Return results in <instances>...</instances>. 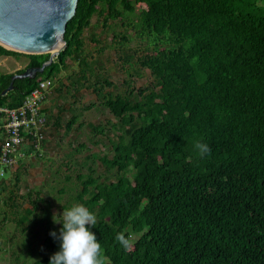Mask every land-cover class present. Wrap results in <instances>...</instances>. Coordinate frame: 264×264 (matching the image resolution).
<instances>
[{
	"label": "trees",
	"instance_id": "obj_1",
	"mask_svg": "<svg viewBox=\"0 0 264 264\" xmlns=\"http://www.w3.org/2000/svg\"><path fill=\"white\" fill-rule=\"evenodd\" d=\"M94 15L104 27L119 19L147 40L145 52L137 54L128 47L126 32L114 35L122 64L137 65L138 74L147 69L150 86L134 89L125 80V90L103 92L111 82L103 71H94L97 60L89 62L84 53L83 32ZM64 38L65 49L44 71L14 80L13 89L0 95V105L19 106L41 79L55 80L73 59L81 67L79 81L85 82L79 86L92 88L116 118L113 155L100 157L108 173L115 170V179L94 175L90 167L88 174H77L81 187L74 195L96 216V226L88 227L105 264H264V0H78ZM0 55L28 58L15 72L49 58L1 45ZM13 73L0 75V92ZM62 87L67 88L59 82L53 90ZM74 110L66 132L78 121ZM45 111L50 120L48 104ZM60 113L52 122L56 127ZM92 130L103 133L100 126ZM197 142L210 152L201 156ZM45 144L0 174L3 220L8 213L17 223L35 219L39 191L35 197L28 191L30 205L21 210L15 191L20 168L33 157L41 159ZM7 172L13 173L10 180L1 178ZM51 217L45 207L37 219L48 230L43 244L50 257L60 248L50 233L59 236L62 228ZM119 233L127 248L117 241ZM50 257L34 264H49Z\"/></svg>",
	"mask_w": 264,
	"mask_h": 264
},
{
	"label": "rangeland",
	"instance_id": "obj_2",
	"mask_svg": "<svg viewBox=\"0 0 264 264\" xmlns=\"http://www.w3.org/2000/svg\"><path fill=\"white\" fill-rule=\"evenodd\" d=\"M124 21H127L124 19ZM127 33L130 36L128 47L137 49V54L145 52L147 40L141 41L134 30L121 25V20L110 21L106 27L103 26L102 18L94 15L91 24L83 32L85 42L84 53L89 62L97 60L94 71H103L104 75L111 82L104 85V93L115 94L127 88L125 80L131 82L134 89L138 87L150 86L153 77L147 69H140L137 73V65L129 67L122 64L115 49L114 35L116 33ZM93 39L98 43L93 42ZM117 39V38H116ZM28 58L20 56L0 55V75L6 72H15L24 68ZM67 68L54 77L55 87L59 82L64 83L62 91L54 90L46 104H48L51 119L47 133L45 151L42 158H32L20 168V179L18 182L17 201L19 210L30 205L27 193L30 191L35 197L36 191L42 200L40 208L36 209L33 221L15 222L9 213L7 219L3 220V206L0 205V264H34L35 260L50 257L48 250L43 244V240L48 233L44 222L37 219L42 217L45 207H48L51 218L59 220L64 208L70 209L77 205L74 195L80 189L81 184L77 180V174H88L90 167L94 170V175H106L108 179H115V170L106 171L100 157L106 155L112 157L110 139L119 131L113 128L111 123L116 118L100 103V98L96 96L92 88L80 87V83H85L80 79L81 67L73 59H67ZM98 65V66H97ZM93 79V76H87ZM63 108L60 113L59 109ZM78 114V121L69 132L65 131V123L70 118L72 110ZM60 113V125L54 126V118ZM79 123H81L79 125ZM93 126H100L103 133L93 132ZM80 145H84L80 147ZM13 173L7 172L1 178L10 180ZM12 186V184H11ZM55 216V217H54ZM25 231L21 232V228ZM132 238L135 237L132 235ZM23 243L28 244L25 248ZM23 247V248H22ZM21 251L22 258L15 260V255Z\"/></svg>",
	"mask_w": 264,
	"mask_h": 264
},
{
	"label": "water",
	"instance_id": "obj_3",
	"mask_svg": "<svg viewBox=\"0 0 264 264\" xmlns=\"http://www.w3.org/2000/svg\"><path fill=\"white\" fill-rule=\"evenodd\" d=\"M78 0H0V45L24 54L49 53L38 66L14 72L0 95L14 87V80L33 79L42 73L66 47L67 22L76 12Z\"/></svg>",
	"mask_w": 264,
	"mask_h": 264
},
{
	"label": "built area",
	"instance_id": "obj_4",
	"mask_svg": "<svg viewBox=\"0 0 264 264\" xmlns=\"http://www.w3.org/2000/svg\"><path fill=\"white\" fill-rule=\"evenodd\" d=\"M50 80L40 81L17 107L0 105V174L20 158L40 150L49 129L44 101ZM28 151V152H27Z\"/></svg>",
	"mask_w": 264,
	"mask_h": 264
},
{
	"label": "clouds",
	"instance_id": "obj_5",
	"mask_svg": "<svg viewBox=\"0 0 264 264\" xmlns=\"http://www.w3.org/2000/svg\"><path fill=\"white\" fill-rule=\"evenodd\" d=\"M195 147L201 156L210 152L207 144L197 142ZM60 216L62 220L59 222L53 218L54 222L62 224L59 236L55 231L50 233L60 240V248L50 257L49 264H105L96 234L88 227L96 226V216L82 204L73 205L70 209L64 208ZM116 239L125 248L129 246L122 233L117 234Z\"/></svg>",
	"mask_w": 264,
	"mask_h": 264
},
{
	"label": "bare ground",
	"instance_id": "obj_6",
	"mask_svg": "<svg viewBox=\"0 0 264 264\" xmlns=\"http://www.w3.org/2000/svg\"><path fill=\"white\" fill-rule=\"evenodd\" d=\"M38 74H39V73H38ZM36 76H37V75H36ZM36 76H35V77H36ZM35 77H34V78H35ZM43 80H50V81H51V85H50V87H49V90H48V92H47L46 99H45V101H44V109H45V106L47 105V104H46L47 100H48L50 97H52L51 95H52L53 92H54L53 89H54V87H55V81H54L52 78H44V79H41L40 81H43ZM40 81H39V82H40ZM39 82H38V84H39ZM46 139H47V138H46ZM46 139H45V140H46ZM45 140H44V141H45ZM44 141H43V142H44ZM41 148H42V145H41ZM27 152H28V151H27ZM25 157H26V156H25ZM25 157H23V158H25ZM1 168H2V167H1ZM3 170H4V171H3V173H4V172H5V168H3ZM3 173H2V174H3Z\"/></svg>",
	"mask_w": 264,
	"mask_h": 264
}]
</instances>
